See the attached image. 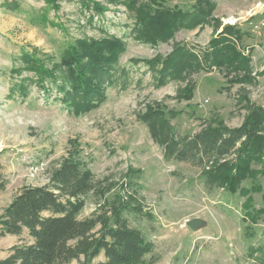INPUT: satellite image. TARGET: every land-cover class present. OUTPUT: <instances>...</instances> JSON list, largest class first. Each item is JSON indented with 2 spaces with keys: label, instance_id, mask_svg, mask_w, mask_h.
Wrapping results in <instances>:
<instances>
[{
  "label": "rangeland",
  "instance_id": "374dc122",
  "mask_svg": "<svg viewBox=\"0 0 264 264\" xmlns=\"http://www.w3.org/2000/svg\"><path fill=\"white\" fill-rule=\"evenodd\" d=\"M129 1L0 0V174L7 183L0 192V221L22 189L50 185L55 171L72 159L91 172L95 184L79 219L100 218L92 232L99 238L120 216L154 245L140 264H264V216L249 223L246 197L207 182L211 165L202 169L168 159L142 121L161 105L177 113L173 132L186 136L218 122L240 128L252 108H264V30L250 25L264 15V0H164L170 10L190 13L200 3L210 17L156 44L137 37ZM227 27L239 31L236 46L250 60L252 83H233L234 76L216 68L161 81V61L177 46L202 60ZM104 40L119 41L123 50L99 86L103 102L76 113L75 99L66 102L61 92L70 89L62 59L76 42ZM40 66L56 76L43 82L45 88ZM240 144L220 162L234 161ZM254 182L263 188L251 196V211H258L264 209V177L241 185L251 188ZM194 219L207 227L194 232L187 226ZM29 242L27 233H0V260ZM105 260L81 256L69 264Z\"/></svg>",
  "mask_w": 264,
  "mask_h": 264
},
{
  "label": "trees",
  "instance_id": "16d2710c",
  "mask_svg": "<svg viewBox=\"0 0 264 264\" xmlns=\"http://www.w3.org/2000/svg\"><path fill=\"white\" fill-rule=\"evenodd\" d=\"M128 8L136 17L137 37L147 44L167 42L181 29H194L210 17L209 10L200 3L191 13L170 10L164 6V0H148L147 3L130 0ZM240 38L239 31L225 28L202 52V60L184 46H177L161 61V81H165V77L182 80L193 71L216 68L234 76L233 83H252L248 71L250 60L236 46ZM122 47L116 40L76 42L75 47L70 46L62 59L63 75L70 89L62 88L61 92L66 95V102L75 99L76 113L88 112L103 102L99 86L103 84V76H109ZM37 68L38 65L36 73ZM38 72L41 86L47 79H56L53 72L41 66ZM187 91L186 96L191 98L192 89ZM176 117V112L157 105L142 116V121L165 149L168 159L189 162L202 169L211 165L205 171L207 182L246 197V220L256 224L260 216H264V209L251 211V196L262 193L263 188L257 182L251 188H243L241 184L247 179L255 181L258 175L264 177V108H252L240 128L230 129L218 122L186 136L173 132L171 120ZM239 143L234 161L221 163L220 159L232 154ZM6 185L0 174V192ZM94 189L91 172L72 159H67L55 171L50 185L22 189L4 211L0 233L2 236L27 233L30 242L12 247L0 264H69L81 256L91 259L100 255L106 260L96 264H140L154 245L143 234L129 228L120 216L99 238L92 232L102 223L100 218L79 219L85 206L84 197Z\"/></svg>",
  "mask_w": 264,
  "mask_h": 264
},
{
  "label": "water",
  "instance_id": "95a60500",
  "mask_svg": "<svg viewBox=\"0 0 264 264\" xmlns=\"http://www.w3.org/2000/svg\"><path fill=\"white\" fill-rule=\"evenodd\" d=\"M208 225L207 221L203 219H194L187 222V226L193 230L194 232H198L204 228H206Z\"/></svg>",
  "mask_w": 264,
  "mask_h": 264
},
{
  "label": "built area",
  "instance_id": "2783aa9c",
  "mask_svg": "<svg viewBox=\"0 0 264 264\" xmlns=\"http://www.w3.org/2000/svg\"><path fill=\"white\" fill-rule=\"evenodd\" d=\"M254 31H263L264 30V15L258 20V22L250 23Z\"/></svg>",
  "mask_w": 264,
  "mask_h": 264
}]
</instances>
